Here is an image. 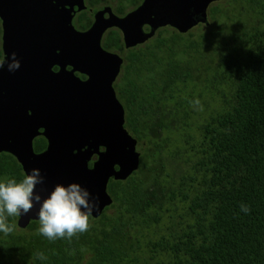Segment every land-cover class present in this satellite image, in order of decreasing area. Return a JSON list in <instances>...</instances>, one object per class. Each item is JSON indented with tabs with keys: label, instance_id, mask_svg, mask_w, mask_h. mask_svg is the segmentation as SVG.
<instances>
[{
	"label": "trees",
	"instance_id": "1",
	"mask_svg": "<svg viewBox=\"0 0 264 264\" xmlns=\"http://www.w3.org/2000/svg\"><path fill=\"white\" fill-rule=\"evenodd\" d=\"M209 14L199 40L168 34L127 56L115 89L142 154L129 179L110 181L113 204L70 241L8 217L0 264H264V0ZM2 34L0 20V59ZM179 139L192 165L177 183L159 159ZM23 177L0 159V182Z\"/></svg>",
	"mask_w": 264,
	"mask_h": 264
},
{
	"label": "water",
	"instance_id": "2",
	"mask_svg": "<svg viewBox=\"0 0 264 264\" xmlns=\"http://www.w3.org/2000/svg\"><path fill=\"white\" fill-rule=\"evenodd\" d=\"M57 1L0 0L4 61L9 59L10 62L12 53H15L19 68L23 69L30 62L33 68V65L41 66L53 58L65 60L76 57L79 60V56H84V47H90L89 37L93 31L81 35L72 28H57V17L62 18L66 14L57 10ZM215 1L218 0H204L200 6L202 12L205 13ZM146 7H150V2L127 20L140 16ZM89 54L95 53L91 51ZM115 59H110L111 65L107 68L101 67L98 59L88 60L84 65V72L90 77L87 82L73 79L64 81V99L59 100L64 103V108L59 113L48 110L47 114L51 120L47 152L37 156L29 145L27 160L20 159L26 174L38 169L44 177V184L37 186L42 197H46L58 184H77L86 189L98 203V210H94L90 216L93 219H98L113 204L108 193L110 180L126 181L140 169L141 164L138 141L125 128V111L113 87L122 63L118 57ZM18 71L9 72L5 63L4 68L0 69L3 73L2 85L23 86L22 77L15 75ZM47 78L51 81L48 83V93L53 98L60 89L58 83L54 82V78L57 80L58 77ZM38 87L41 89L40 85ZM46 98L49 99V96ZM31 100L32 103L36 102L34 97ZM48 102L51 101H44L45 104ZM101 148L104 151H100ZM93 156H97L98 160L90 168ZM38 211L39 205H35L27 215L18 216L20 223L27 226L37 220Z\"/></svg>",
	"mask_w": 264,
	"mask_h": 264
},
{
	"label": "flooded vegetation",
	"instance_id": "3",
	"mask_svg": "<svg viewBox=\"0 0 264 264\" xmlns=\"http://www.w3.org/2000/svg\"><path fill=\"white\" fill-rule=\"evenodd\" d=\"M149 2L150 7H146L144 13L135 19L127 20ZM203 3L204 0H59L55 2L57 10L66 13L61 16L62 18L57 17V28L60 30L72 28L81 35L93 31L89 37L90 47H84V56H79V60L76 57H67L65 60L53 58L50 62H43L41 66L37 64L32 68L30 62V65H25L23 69L19 68L15 75L22 77L23 80H20L24 83L23 86L2 85L3 73L0 72V159L14 161L21 168L23 176L26 175L20 159L27 160L29 145L37 156L47 152L50 146L48 132L51 126L47 114L48 110L59 113L60 109L64 108V103L59 102L64 99L62 87L64 81L73 79L81 83L87 82L90 77L84 72V65L88 60L98 59L97 62L101 67L107 68L111 65L110 59L118 57L122 63L113 83L116 93L115 85L123 78L129 53L154 45L162 36L166 37L168 34L188 36L191 24L201 20L206 21L208 11L204 13L200 8ZM2 39L3 34L0 60H4ZM91 51L95 54H89ZM56 53L59 54V50ZM48 76L51 79L54 76L58 77L57 80L54 78V82L58 83L60 89L53 98L48 93V83L51 82ZM30 83L37 87H32ZM47 96L49 99L46 98ZM33 97L35 103H32ZM46 100L51 102L45 104ZM100 151L104 149L101 148ZM97 160L98 157L93 156L89 167L92 168Z\"/></svg>",
	"mask_w": 264,
	"mask_h": 264
},
{
	"label": "clouds",
	"instance_id": "4",
	"mask_svg": "<svg viewBox=\"0 0 264 264\" xmlns=\"http://www.w3.org/2000/svg\"><path fill=\"white\" fill-rule=\"evenodd\" d=\"M7 63V70L14 72L19 69L20 63L16 54L12 53L7 61L0 60V69ZM193 106H199L200 101H190ZM44 184V177L38 169L24 175L19 182L15 178H8L0 182V232L5 236L14 230L7 223L12 216L27 215L35 205H39L38 234L49 241L57 239L71 240L78 234L89 229V217L94 210H98V203L91 194L77 184L68 186L56 185L46 196L42 197L37 186ZM241 212L250 213V207L240 205ZM34 259L44 261L47 257L43 253L34 254Z\"/></svg>",
	"mask_w": 264,
	"mask_h": 264
},
{
	"label": "rangeland",
	"instance_id": "5",
	"mask_svg": "<svg viewBox=\"0 0 264 264\" xmlns=\"http://www.w3.org/2000/svg\"><path fill=\"white\" fill-rule=\"evenodd\" d=\"M231 1L232 0H218L211 3L206 9V11H208L206 21L204 22L203 20H201L196 22L195 24L190 25L188 29V33L193 35V39L199 40L202 34H207L210 32V28L214 24V23L209 24L212 22L211 16L209 14L210 9L218 8L221 11H225V9H227L230 6ZM177 148H179L182 152V156H180L179 158H176L172 154L173 151L176 150ZM185 148H188V146L185 145L184 141L179 139L178 142H176L175 147L174 146L170 147L167 150V152L164 155H162V157H160L159 159L160 165L163 163L165 165L163 176L169 174L170 177L171 178L173 177L174 181L177 183L180 181V178L184 174V172H186L188 168L192 165V162H190L188 165H185L184 163V160H186L187 156L189 155L186 154L187 151L185 150ZM137 151L140 153V155L142 154L141 148L139 146L137 147ZM160 165L158 166L159 168L158 167L156 168L157 170H161Z\"/></svg>",
	"mask_w": 264,
	"mask_h": 264
}]
</instances>
